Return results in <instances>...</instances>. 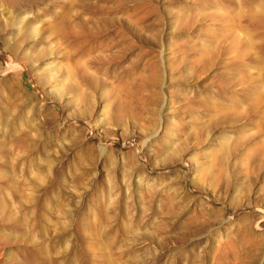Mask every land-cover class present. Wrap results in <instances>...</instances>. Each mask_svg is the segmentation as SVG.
<instances>
[{
    "label": "rangeland",
    "instance_id": "obj_1",
    "mask_svg": "<svg viewBox=\"0 0 264 264\" xmlns=\"http://www.w3.org/2000/svg\"><path fill=\"white\" fill-rule=\"evenodd\" d=\"M0 264H264V0H0Z\"/></svg>",
    "mask_w": 264,
    "mask_h": 264
}]
</instances>
